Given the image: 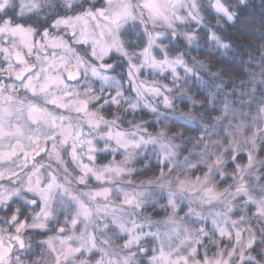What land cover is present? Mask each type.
Masks as SVG:
<instances>
[{"label":"snow or ice","instance_id":"6c2138e0","mask_svg":"<svg viewBox=\"0 0 264 264\" xmlns=\"http://www.w3.org/2000/svg\"><path fill=\"white\" fill-rule=\"evenodd\" d=\"M205 13L0 0V264H264V71Z\"/></svg>","mask_w":264,"mask_h":264},{"label":"trees","instance_id":"16d2710c","mask_svg":"<svg viewBox=\"0 0 264 264\" xmlns=\"http://www.w3.org/2000/svg\"><path fill=\"white\" fill-rule=\"evenodd\" d=\"M235 12L233 22L217 20L205 13L206 22L222 38L223 42L231 45L227 51L228 60L233 63L229 65L221 59L217 52L215 57L198 54L199 58L206 62L216 64L217 68L223 69L227 76L243 79L244 71L249 65L248 59L257 58L260 54L261 45L264 44V0H247L243 5L238 0H225ZM203 44L204 41H201ZM216 70V69H213Z\"/></svg>","mask_w":264,"mask_h":264},{"label":"clouds","instance_id":"9594fccd","mask_svg":"<svg viewBox=\"0 0 264 264\" xmlns=\"http://www.w3.org/2000/svg\"><path fill=\"white\" fill-rule=\"evenodd\" d=\"M246 2H247V0H238V3L240 5H243ZM235 15L233 16V20L229 21V22H233L234 21ZM260 51H261L262 55H261V58H260L259 62L257 63L255 61V58H254V59H252V63H250L248 65V67L245 69L244 75H245V72H247L248 75H245L247 77V79H245L244 81H248L251 78L252 73L259 74L262 71H264V65H261V59L264 58V44L261 45Z\"/></svg>","mask_w":264,"mask_h":264},{"label":"rangeland","instance_id":"374dc122","mask_svg":"<svg viewBox=\"0 0 264 264\" xmlns=\"http://www.w3.org/2000/svg\"><path fill=\"white\" fill-rule=\"evenodd\" d=\"M221 51H225V50H221ZM192 55L193 56H197L198 57V55H197V53L196 52H193L192 53ZM261 55H262V53L257 57V58H255V61L258 63L259 62V60H260V58H261ZM199 58V57H198ZM199 59H202V58H199ZM202 60H204V59H202ZM248 63L250 64V63H252V59H248ZM248 67V66H247ZM246 67V68H247ZM245 79H247V77L245 76L243 79H238V82H239V80H245ZM212 253L210 252L209 253V255H211Z\"/></svg>","mask_w":264,"mask_h":264},{"label":"flooded vegetation","instance_id":"af4514ba","mask_svg":"<svg viewBox=\"0 0 264 264\" xmlns=\"http://www.w3.org/2000/svg\"><path fill=\"white\" fill-rule=\"evenodd\" d=\"M41 238H43V237H41Z\"/></svg>","mask_w":264,"mask_h":264}]
</instances>
